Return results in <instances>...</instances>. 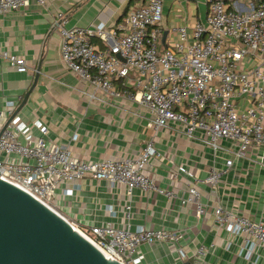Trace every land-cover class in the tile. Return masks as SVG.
Listing matches in <instances>:
<instances>
[{"label":"built area","instance_id":"1","mask_svg":"<svg viewBox=\"0 0 264 264\" xmlns=\"http://www.w3.org/2000/svg\"><path fill=\"white\" fill-rule=\"evenodd\" d=\"M206 2L204 18L176 27L175 38L162 48L158 46L162 37L161 0H144L113 27L99 22L94 28H68L61 13L55 20L62 63L89 83L100 98L117 97L115 82L122 80L135 89L131 97L150 113L154 132L176 129L200 140L215 154L230 155L223 168L212 166L206 177L189 182L188 195L179 198L182 204L195 203L198 217L208 205L199 201L197 184L215 188L235 159L248 158L254 147L264 149V0ZM31 3L46 5L47 0H0V14ZM94 34L103 47L90 42ZM0 57L15 71H28L24 57L4 50ZM0 118L6 120L4 125L0 123V175L24 187L63 218L55 190L65 183H78L85 176L105 180L111 187L124 185L127 219L135 189L156 191L167 198L177 196L171 186L160 187L145 171L150 158L161 157L152 139L134 158L79 159L70 154L68 145L51 143L47 127L39 120L23 119L12 103L0 109ZM254 158L264 165V155ZM63 190L62 194L68 195ZM211 210L214 223L229 236L243 237L239 254L256 261L259 251H264V222L221 205ZM70 225L104 255L124 264L142 263L144 255L138 251L142 243L173 244L182 239L179 231L164 228ZM205 251L203 245L198 246L192 264H201L199 257Z\"/></svg>","mask_w":264,"mask_h":264},{"label":"crops","instance_id":"2","mask_svg":"<svg viewBox=\"0 0 264 264\" xmlns=\"http://www.w3.org/2000/svg\"><path fill=\"white\" fill-rule=\"evenodd\" d=\"M143 1L47 0L46 5L31 3L21 10L0 14V52L24 57L28 64V71L19 73L0 57V109L12 103L15 112L26 121L39 120L47 127L51 143L68 145L70 154L79 159L134 158L151 139L160 151L161 157L150 158L145 171L160 187L171 186L176 197L135 189L127 219L124 185L111 187L105 180L85 176L78 183H65L54 192L57 209L75 227L129 224L132 230L145 226L181 233L182 239L177 243L140 244L138 251L144 255L141 264H192L200 245L206 248L199 257L201 264H264V251H259L256 261L239 254L243 237L229 236L214 223L211 210L221 205L264 222V165L254 158L264 155V149L254 147L248 158L235 159L215 188L197 184L199 201L208 205L198 217L195 203L182 204L179 198L188 195L189 182L206 177L212 166L223 168L230 155L215 154L200 140L188 138L176 129L161 128L154 132L150 113L131 97L133 87L117 80L119 95L100 98L89 83L61 61L60 36L55 26L58 13L63 15L68 28H94L99 22L113 27ZM161 1L160 48L175 38L176 27L191 25L207 12L206 0ZM90 42L103 47L95 34ZM38 66L37 82L29 92ZM0 123L4 125L6 120L0 118ZM33 131L39 133L36 128ZM63 189L68 195L62 194Z\"/></svg>","mask_w":264,"mask_h":264},{"label":"water","instance_id":"3","mask_svg":"<svg viewBox=\"0 0 264 264\" xmlns=\"http://www.w3.org/2000/svg\"><path fill=\"white\" fill-rule=\"evenodd\" d=\"M38 72L39 66L29 92ZM0 264L124 263L104 255L40 199L0 175Z\"/></svg>","mask_w":264,"mask_h":264},{"label":"bare ground","instance_id":"4","mask_svg":"<svg viewBox=\"0 0 264 264\" xmlns=\"http://www.w3.org/2000/svg\"><path fill=\"white\" fill-rule=\"evenodd\" d=\"M77 231V230H76ZM80 233V232H79ZM81 234V233H80ZM82 235V234H81ZM85 237V236H84ZM87 239V238H86ZM103 254H105L102 250H100Z\"/></svg>","mask_w":264,"mask_h":264},{"label":"rangeland","instance_id":"5","mask_svg":"<svg viewBox=\"0 0 264 264\" xmlns=\"http://www.w3.org/2000/svg\"><path fill=\"white\" fill-rule=\"evenodd\" d=\"M159 46H161V45H159Z\"/></svg>","mask_w":264,"mask_h":264}]
</instances>
